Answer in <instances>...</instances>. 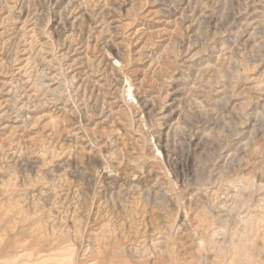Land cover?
Instances as JSON below:
<instances>
[{
    "label": "rangeland",
    "instance_id": "rangeland-1",
    "mask_svg": "<svg viewBox=\"0 0 264 264\" xmlns=\"http://www.w3.org/2000/svg\"><path fill=\"white\" fill-rule=\"evenodd\" d=\"M68 255L264 264V0H0V264Z\"/></svg>",
    "mask_w": 264,
    "mask_h": 264
},
{
    "label": "bare ground",
    "instance_id": "bare-ground-1",
    "mask_svg": "<svg viewBox=\"0 0 264 264\" xmlns=\"http://www.w3.org/2000/svg\"><path fill=\"white\" fill-rule=\"evenodd\" d=\"M57 253V252H56ZM61 253V252H60ZM65 254V253H64ZM57 255H58V253H57ZM61 255V254H60ZM57 257V256H56ZM65 259H66V257H65ZM71 255H68V258L66 259V260H64V262H61V261H59V260H57V261H59V262H57L56 260H54V262L52 263V264H71ZM51 261V260H50ZM56 261V262H55ZM106 261V260H105ZM51 263V262H50ZM108 264V263H107ZM111 264V263H110Z\"/></svg>",
    "mask_w": 264,
    "mask_h": 264
}]
</instances>
